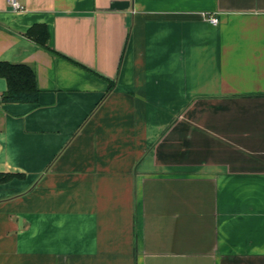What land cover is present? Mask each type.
Returning <instances> with one entry per match:
<instances>
[{"label":"crops","instance_id":"crops-1","mask_svg":"<svg viewBox=\"0 0 264 264\" xmlns=\"http://www.w3.org/2000/svg\"><path fill=\"white\" fill-rule=\"evenodd\" d=\"M20 2L0 61L40 93L0 99V264H264V0Z\"/></svg>","mask_w":264,"mask_h":264},{"label":"trees","instance_id":"trees-1","mask_svg":"<svg viewBox=\"0 0 264 264\" xmlns=\"http://www.w3.org/2000/svg\"><path fill=\"white\" fill-rule=\"evenodd\" d=\"M28 34L43 46H47L48 31L45 25L39 26L37 30H29ZM0 76L5 77L8 82V87L1 96L4 102H36L38 100L40 90L36 72L29 64L0 61ZM114 84V81H110L102 99L112 91ZM4 178H7V175Z\"/></svg>","mask_w":264,"mask_h":264},{"label":"built area","instance_id":"built-area-1","mask_svg":"<svg viewBox=\"0 0 264 264\" xmlns=\"http://www.w3.org/2000/svg\"><path fill=\"white\" fill-rule=\"evenodd\" d=\"M7 1H8V4H10L12 8L16 11H21L25 9V5L22 4L20 0H7ZM210 19L212 20V22L218 21L217 17H211ZM0 99H1V95H0Z\"/></svg>","mask_w":264,"mask_h":264}]
</instances>
